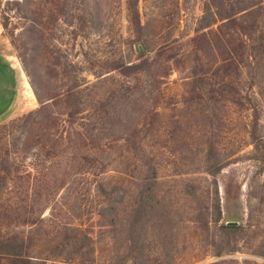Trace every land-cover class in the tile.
Wrapping results in <instances>:
<instances>
[{
	"label": "rangeland",
	"instance_id": "1",
	"mask_svg": "<svg viewBox=\"0 0 264 264\" xmlns=\"http://www.w3.org/2000/svg\"><path fill=\"white\" fill-rule=\"evenodd\" d=\"M44 2V15L63 13L53 23L37 26L39 0L28 1L25 24L14 10L5 29L0 19V52L15 58L27 97V110L0 122V264H264V9L254 29L216 36L210 0H136L138 32L124 0ZM9 31L23 32L21 61ZM138 45L148 57L164 48L155 95L139 92L155 86L151 76L106 73L112 61L134 62ZM61 53L78 89L90 86L81 117L117 106L102 138L111 142L76 150L93 168L47 157L41 129L14 122L38 107L30 80L42 97L70 86ZM133 133L139 153L126 141ZM221 223L239 230L225 236Z\"/></svg>",
	"mask_w": 264,
	"mask_h": 264
},
{
	"label": "trees",
	"instance_id": "2",
	"mask_svg": "<svg viewBox=\"0 0 264 264\" xmlns=\"http://www.w3.org/2000/svg\"><path fill=\"white\" fill-rule=\"evenodd\" d=\"M29 0H7V5L3 11H0V19H1V27L3 29L6 28V24L9 21V16L6 15V11H15L17 13V21L23 22L22 24H25V22L28 21L27 17V3ZM44 4L51 3L53 6L56 4H59L58 2L60 0H44ZM214 8H217L216 13L218 14V17L216 19L213 18V21H210L212 24L215 25V29H210V34L218 35L222 34V36L225 33H239L244 34L248 30V28H255V19H257L258 11H261L264 9L263 0H218V3H213V0H210ZM43 2V0H42ZM125 2V8H126V17L127 22L130 27L135 32L140 31L141 26L139 24L138 14L136 10V0H124ZM22 3V4H21ZM41 0H39L37 10L35 11L34 20H36L37 26H40L41 20L48 18L49 22L53 23L56 21V19L59 17V15L63 14L59 11V7L56 10V13L52 12L51 9L47 10L48 15H44L45 9L41 7ZM66 4V3H65ZM215 4V5H214ZM207 6V5H206ZM57 8V7H56ZM6 10V11H5ZM207 13L209 11V8L207 6L206 9ZM207 16V15H206ZM215 16V14H211V17ZM210 18V16H208ZM253 17V18H252ZM251 19L250 24H246L247 21ZM208 23L206 27L212 26L211 23ZM23 35V32L18 35V38H14L12 35V32H8L7 36L8 39H10V44L14 48V50L17 53L18 59L23 58V53L20 54L19 50L20 47L17 45L15 46V41H19L21 39V36ZM40 37L42 36L39 32ZM206 33H201L200 36H205ZM206 37V36H205ZM17 39V40H15ZM139 47L135 48L136 52V60L131 63H123L120 61H112V63L109 65L108 68L109 71L106 73H110L112 71H117L118 75L120 77H123L122 79L129 77V76H139V75H146L151 76V81L155 84V86L152 87V84L150 85L149 89H143L140 87V93L145 96H151L155 95L156 92V80L159 76L158 71V65L156 64L158 57H161L162 54L165 52L164 48H158L154 52L153 57L145 56V50L141 45H138ZM18 51V52H17ZM60 51V50H59ZM62 54V53H61ZM65 57L66 59V53L61 55ZM58 55L57 59L61 57ZM67 60V59H66ZM24 73L26 76L30 77V73L23 67ZM76 69V65H74L72 62L67 60V63H64L61 66V72L66 77L68 82H70V86H67L65 91L61 93H55V94H48L42 97L41 96V89L39 87H35V84L33 81H29L30 87L32 88L33 95L38 103V107L30 111L24 115H22L17 120H14L15 123L20 122L19 127H38L41 129V134L36 136V144L41 146L42 149L46 146L45 144L49 142L48 150L46 151V156L49 157L50 154H55L58 160L64 159L66 164L69 163L71 159H75L78 157V161H82L86 169L93 168L94 166V159L89 158L84 155H79L76 153V150H78V147H85V150H99L105 146H107L111 142L112 139L105 138L102 141V138L104 135H109L108 131L109 128L112 125V116L115 115L114 110L115 107H112L110 110L105 109V105L102 106V111L97 115L95 112L98 110H95V112L92 111L90 113V120H85L82 115V106H83V99H87V93L90 92L89 87L87 86V83L85 84L83 89H78V86L76 85V75H71V72ZM70 72V76L67 75V73ZM139 86H135L133 88L126 87V93L125 95L121 94L118 98H130L133 91H135ZM138 90V89H137ZM86 92V94H83ZM43 94V93H42ZM84 95V98L81 100V97ZM125 100V99H124ZM135 101V100H134ZM61 103H63L65 106L63 107L62 112H56L52 113L50 110L52 108H60ZM135 103V102H132ZM91 111V110H90ZM80 115V116H79ZM118 120H121L119 117H117ZM85 121V122H84ZM95 122V124H90V122ZM13 123V122H11ZM10 123V124H11ZM76 125V127H74ZM96 125L97 127H94ZM142 125V124H141ZM10 126V125H9ZM7 128V125H0V131H3ZM133 131L135 130V127H133ZM137 132V131H136ZM132 136H135L134 140H130L129 138L126 139L129 143V148L136 153L138 151H141V144L139 143L138 136L135 135V133L132 134ZM40 137V138H39ZM15 142L12 147L15 150ZM60 148V150L57 153L54 150ZM73 150L74 155L71 157L68 156V151ZM8 154V152H5ZM76 154V155H75ZM6 159L3 158L1 163L3 170L6 169V165L4 163ZM151 168V167H150ZM65 168H63V171ZM5 176H0V180H4ZM14 179H20L18 177ZM217 230H219L223 235H235V233L239 230L237 226H230L226 223H221Z\"/></svg>",
	"mask_w": 264,
	"mask_h": 264
},
{
	"label": "crops",
	"instance_id": "3",
	"mask_svg": "<svg viewBox=\"0 0 264 264\" xmlns=\"http://www.w3.org/2000/svg\"><path fill=\"white\" fill-rule=\"evenodd\" d=\"M25 85L15 58L9 53L0 52V122L27 110L26 107L22 108L26 106L27 97L20 92L25 90Z\"/></svg>",
	"mask_w": 264,
	"mask_h": 264
}]
</instances>
